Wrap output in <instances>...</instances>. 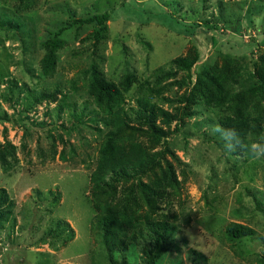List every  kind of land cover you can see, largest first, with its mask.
<instances>
[{"label":"rangeland","instance_id":"1","mask_svg":"<svg viewBox=\"0 0 264 264\" xmlns=\"http://www.w3.org/2000/svg\"><path fill=\"white\" fill-rule=\"evenodd\" d=\"M49 51L52 77L41 71ZM93 67L119 89L130 83L120 133L88 92ZM151 104L168 116L152 117ZM227 118L249 124L244 145L215 131ZM110 138L153 161L115 186L117 199L145 187L131 212L157 239L144 226L109 260L91 227L90 175ZM253 143L264 151V0H0V190L14 202L0 264H264ZM57 220L73 239L42 241ZM230 222L254 234L232 240Z\"/></svg>","mask_w":264,"mask_h":264},{"label":"trees","instance_id":"2","mask_svg":"<svg viewBox=\"0 0 264 264\" xmlns=\"http://www.w3.org/2000/svg\"><path fill=\"white\" fill-rule=\"evenodd\" d=\"M93 19L102 26L105 23L104 16H95ZM56 65V56L53 51H49L41 60V71L45 76L52 77L55 73ZM186 67L188 68L189 66ZM124 82L123 89H119L116 85L106 80L102 71L97 67L92 68L90 78L86 82L88 92L93 97L98 109L113 123L118 133L127 127L125 121L127 113L122 108L121 103L122 92L129 89L130 83L128 80ZM52 93L42 92L38 95V98H49L47 96L52 95ZM149 111L152 117L159 114L163 117L168 116L163 109L155 108L154 104L149 105ZM219 127L223 134L228 132L229 129H235L239 135V143L236 138L231 136V133H228V137L237 144L244 145L246 143V135L249 132V124L247 122L227 118L224 121H220ZM152 162L150 155L139 144H122L117 142L115 138L107 139L99 151V160L90 175L91 195L96 212L91 227L96 232V237L100 236L101 244L109 260L114 251L119 250L121 252L120 247H126L129 241L134 240L138 234L137 231L144 226L147 227V232L150 231V237L157 239L156 230L150 229L151 224L148 216L142 217L131 212L136 197L143 195L145 187L142 184L135 188H126L124 186L122 188V197L117 199L118 191L115 186L120 180L126 184L132 178L130 173L139 174L147 169L150 170ZM107 175L111 177L108 181L106 180ZM116 178L118 179L115 180ZM49 194L52 196L53 202L57 203L59 194L56 193L55 195L52 191H49ZM100 194L104 196L106 203L100 204L95 201V198ZM113 201L118 202L113 204ZM13 207L14 202L8 198L6 191L0 190V208H6L5 214H2L0 210V222L2 219H13ZM156 225L159 224L157 223ZM225 229L227 237L232 240L254 234L253 229L237 222H230ZM73 237L74 231L70 225L66 221L57 220L51 227L47 228L41 240L58 239L65 244L71 241ZM121 259H123V264H125L124 257Z\"/></svg>","mask_w":264,"mask_h":264},{"label":"clouds","instance_id":"3","mask_svg":"<svg viewBox=\"0 0 264 264\" xmlns=\"http://www.w3.org/2000/svg\"><path fill=\"white\" fill-rule=\"evenodd\" d=\"M215 131H220L219 125H216ZM228 133H231V136L236 138L237 142L239 143V135L235 129H229L228 132L225 133V138H228ZM257 147H259V145L256 143H253L251 146L250 151L252 152V157L253 159L264 161V151L256 152L255 149Z\"/></svg>","mask_w":264,"mask_h":264}]
</instances>
